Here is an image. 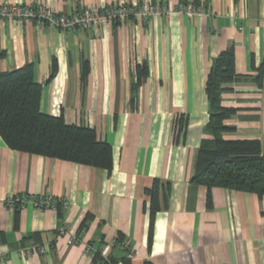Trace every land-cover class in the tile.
<instances>
[{"label": "crops", "instance_id": "1", "mask_svg": "<svg viewBox=\"0 0 264 264\" xmlns=\"http://www.w3.org/2000/svg\"><path fill=\"white\" fill-rule=\"evenodd\" d=\"M144 1L176 9L183 0L0 3L70 13ZM196 1L212 14L172 12L73 31L0 18V71L32 64L42 111L95 128L113 155L108 172L12 149L0 135V264H98L96 250L121 264H264V196L213 187L209 200L208 188L192 181L198 150L211 137L208 75L228 49L239 77L222 93V105L236 110L223 135L257 139L264 151V80H255L264 0ZM156 179L168 189L153 210L146 190ZM12 195L66 196L70 206L10 208Z\"/></svg>", "mask_w": 264, "mask_h": 264}, {"label": "trees", "instance_id": "2", "mask_svg": "<svg viewBox=\"0 0 264 264\" xmlns=\"http://www.w3.org/2000/svg\"><path fill=\"white\" fill-rule=\"evenodd\" d=\"M191 2L200 4L196 0ZM53 71L55 72V68ZM87 73L88 70L84 67V80ZM238 77L234 69V53L228 49L214 60L208 75L206 91L210 103V118L207 130L211 137L203 140L192 175L193 182L208 188L209 200L213 187L264 196V151L260 141L227 139L223 135L233 128L226 125L225 121L236 110L222 105V93L226 90V85ZM255 80L262 86L264 58L256 68ZM41 95L42 84L36 81L32 64L0 71V135L6 144L15 150L101 167L111 172V144L100 139L93 127L68 123L63 115L43 112ZM161 188L168 189L156 179L146 190L151 196L153 210L159 206ZM61 208L59 206L57 209ZM117 241L119 244L124 242ZM93 254L94 261L98 264H121V260L113 254L103 255L100 250Z\"/></svg>", "mask_w": 264, "mask_h": 264}, {"label": "built area", "instance_id": "3", "mask_svg": "<svg viewBox=\"0 0 264 264\" xmlns=\"http://www.w3.org/2000/svg\"><path fill=\"white\" fill-rule=\"evenodd\" d=\"M177 12L181 14L210 15L212 11L203 4H194L193 2L178 4L173 9L163 2L144 1L141 4H107L105 6H91L75 12H57L46 4H4L0 3V18L30 19L38 24L47 27H56L62 30L73 31L79 28H86L96 23L123 22L128 19L137 18L143 22H148L155 16ZM28 203L33 204L38 209H57L59 206L68 208L70 203L66 196L56 197L53 195H12L7 199L10 208L22 207ZM61 233L66 230L61 229ZM74 240L73 237L69 242ZM121 247H130L126 242L120 243ZM38 251L44 253L40 245H36ZM137 253V251L135 252Z\"/></svg>", "mask_w": 264, "mask_h": 264}]
</instances>
